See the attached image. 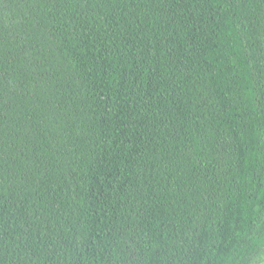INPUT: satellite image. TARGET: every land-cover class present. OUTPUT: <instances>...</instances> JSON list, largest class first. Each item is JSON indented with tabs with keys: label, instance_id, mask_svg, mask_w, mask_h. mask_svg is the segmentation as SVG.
I'll return each mask as SVG.
<instances>
[{
	"label": "trees",
	"instance_id": "16d2710c",
	"mask_svg": "<svg viewBox=\"0 0 264 264\" xmlns=\"http://www.w3.org/2000/svg\"><path fill=\"white\" fill-rule=\"evenodd\" d=\"M0 264H264V0H0Z\"/></svg>",
	"mask_w": 264,
	"mask_h": 264
}]
</instances>
